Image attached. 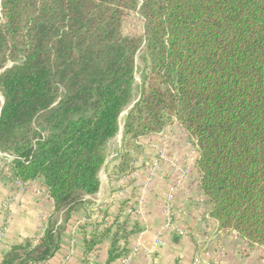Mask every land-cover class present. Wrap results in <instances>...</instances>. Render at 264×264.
<instances>
[{
    "label": "trees",
    "instance_id": "trees-1",
    "mask_svg": "<svg viewBox=\"0 0 264 264\" xmlns=\"http://www.w3.org/2000/svg\"><path fill=\"white\" fill-rule=\"evenodd\" d=\"M131 14L140 33L126 30ZM0 93V152L54 202L40 241L12 246L1 264L56 253L75 208L99 191L127 109L116 178L134 170L140 137L176 120L218 228L264 250V0H0ZM119 217L116 232L85 235L86 260L110 235L106 264L129 254L119 239L136 228Z\"/></svg>",
    "mask_w": 264,
    "mask_h": 264
},
{
    "label": "crops",
    "instance_id": "crops-1",
    "mask_svg": "<svg viewBox=\"0 0 264 264\" xmlns=\"http://www.w3.org/2000/svg\"><path fill=\"white\" fill-rule=\"evenodd\" d=\"M138 142L143 151L135 157L134 170L116 178L124 148L123 132L109 141L107 160L99 173V191L85 196V202L75 208L56 253L36 264H106L112 235L95 247L88 260L84 239L95 228L101 233L118 215L119 220L126 219L128 231H136L127 240L119 239L121 247L127 244L131 258L126 263L119 258L112 264H193L197 252L193 231L199 233L206 250L203 264H212L220 250V264H261L259 255L264 250L243 248L235 232L220 230L211 217L212 205L199 187L197 148L176 120L161 132L140 137ZM1 158L0 261L12 246L39 236L54 211L43 179L28 180L20 187L7 174L8 169L14 174L12 163L5 156ZM167 205L173 209L171 225ZM130 207L135 209L134 214L128 212Z\"/></svg>",
    "mask_w": 264,
    "mask_h": 264
},
{
    "label": "built area",
    "instance_id": "built-area-1",
    "mask_svg": "<svg viewBox=\"0 0 264 264\" xmlns=\"http://www.w3.org/2000/svg\"><path fill=\"white\" fill-rule=\"evenodd\" d=\"M0 155L5 156L6 158L9 159V162L12 163L14 160V156L7 154V153H2L0 152ZM11 176L13 178V181L18 184L20 187H23V182L21 180H19L15 174L11 173ZM166 214L168 216V225L172 224V215H173V209L171 205H167L165 208ZM128 212H130V214H134L135 213V209L133 207L128 208ZM46 227V226H45ZM45 231V228L43 229L42 233L37 236L36 238H34V242L38 243L41 239V237L43 236ZM193 235L197 238V252L195 254V258L193 260V264H203V262L205 261L204 259V253H206L205 247L203 245V241L199 240V233L196 231H193ZM155 244H159V241L156 240ZM153 251L149 252V258H151ZM221 255H222V251L220 250V252H218L212 259V264H220L221 263ZM131 258V254H128L126 256H124L122 258L123 263H126L129 259ZM1 264V261H0Z\"/></svg>",
    "mask_w": 264,
    "mask_h": 264
},
{
    "label": "rangeland",
    "instance_id": "rangeland-1",
    "mask_svg": "<svg viewBox=\"0 0 264 264\" xmlns=\"http://www.w3.org/2000/svg\"><path fill=\"white\" fill-rule=\"evenodd\" d=\"M126 30L128 32H131V33H140L142 31V22L141 20L139 19L138 15H135V14H131L127 20H126ZM142 54V53H141ZM140 56V55H139ZM138 56V59H137V64H138V71H137V85L140 84L141 82V73H142V69H143V62H142V59ZM138 90H136L135 92V98L137 97L138 95ZM2 106V102H1V99H0V108ZM129 109L125 110L123 112V114L121 115V119H120V122H121V130L120 132L118 133V136L121 135V133L123 132V125H124V121H125V117H126V114L128 112ZM175 120H173L174 122ZM2 157L1 159H3L4 156H0ZM6 160V159H5ZM6 162H8L6 160ZM10 164V163H9ZM7 174L10 176V169L7 170Z\"/></svg>",
    "mask_w": 264,
    "mask_h": 264
},
{
    "label": "water",
    "instance_id": "water-1",
    "mask_svg": "<svg viewBox=\"0 0 264 264\" xmlns=\"http://www.w3.org/2000/svg\"><path fill=\"white\" fill-rule=\"evenodd\" d=\"M4 104V98H3V96H2V105ZM1 108H2V106H1ZM1 108H0V112H1Z\"/></svg>",
    "mask_w": 264,
    "mask_h": 264
},
{
    "label": "bare ground",
    "instance_id": "bare-ground-1",
    "mask_svg": "<svg viewBox=\"0 0 264 264\" xmlns=\"http://www.w3.org/2000/svg\"><path fill=\"white\" fill-rule=\"evenodd\" d=\"M0 99H1V102H2V95H1V93H0Z\"/></svg>",
    "mask_w": 264,
    "mask_h": 264
}]
</instances>
